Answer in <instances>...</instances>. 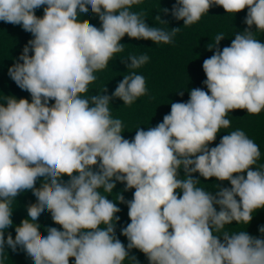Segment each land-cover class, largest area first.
Instances as JSON below:
<instances>
[{
	"label": "clouds",
	"instance_id": "obj_1",
	"mask_svg": "<svg viewBox=\"0 0 264 264\" xmlns=\"http://www.w3.org/2000/svg\"><path fill=\"white\" fill-rule=\"evenodd\" d=\"M142 2L0 0V21L20 25L33 37L8 69L31 101L5 96L0 103V264L5 245L13 252L22 249L33 264H69L70 258L75 264H124L126 259L138 264L129 256L132 249L145 254L149 264H264V238L224 231L233 221L249 224L252 213L264 209V165L254 167L260 148L241 129L209 148L221 129L230 127L226 117L232 110L250 115L264 110V43L255 37L264 33V0H176L171 15L184 27L215 5L227 14L247 9V28L222 50L223 33L207 46L215 49L202 65L208 91L190 90L187 102L171 103L161 123L138 127L129 140L109 105L119 98L130 106L147 94L145 77L134 70L149 56L127 57L132 71L111 96L106 87L103 94L87 93L95 73L124 51L125 35L173 43L181 28L149 26L145 12L132 11ZM41 6L44 14L38 17ZM89 6L100 26L79 18ZM155 20L166 24L159 15ZM194 173L231 187L213 195L197 186ZM116 182L124 183L125 191L135 189L130 201L117 195L128 206L130 223L121 229L127 247L115 234L121 209L103 194H112ZM27 190L36 202L15 226V237L9 233L5 239L13 225V200ZM45 210L60 227L42 233L37 221ZM259 232L264 235V226Z\"/></svg>",
	"mask_w": 264,
	"mask_h": 264
},
{
	"label": "trees",
	"instance_id": "obj_2",
	"mask_svg": "<svg viewBox=\"0 0 264 264\" xmlns=\"http://www.w3.org/2000/svg\"><path fill=\"white\" fill-rule=\"evenodd\" d=\"M176 3V0H143L139 5H134L132 11H143L147 14L146 23L149 26L160 27L170 31L172 28H181L174 37L171 44L156 45L151 40H136L131 39L125 35L120 41L124 46V51L115 54L113 60L109 62V66L95 73L97 79L94 83L89 85L88 96L103 94L105 87L107 92L105 94L111 96L115 91L118 83L122 81L123 75H127V64L130 60L127 57L131 55L147 54L149 61L141 68L135 69L137 74L145 77L147 94L138 98L132 105H124L119 98H113L110 101V111L114 119H120L124 125L123 137L132 140L135 136L138 127L147 130L149 127H155L163 121V117L170 113L171 103L173 102H187L189 100V92L192 89L200 88L208 91L206 85L203 83L206 80V75L203 71L202 65L206 58L213 55V51H209L207 46L215 42V36L223 33L225 38L220 42L219 48L222 50L225 46H230L236 33L243 32L247 25L244 23L247 9L236 13L227 14L220 6H212L209 12L204 14L202 18L191 26L184 27L182 20H176L171 15V9ZM44 6L35 10L38 17H42ZM168 9V13L162 11ZM160 16L161 20L166 24H161L155 20L156 16ZM81 20H90L94 25L100 26L101 21L99 17L92 13L89 6V12L80 14ZM251 31L255 32V26ZM255 37L264 43V33L257 32ZM32 35L25 32L20 25H13L0 21V103H5V96H14L17 99L26 98L31 101V95L27 91L21 90L15 82L9 77L8 69L15 62L18 61L24 46L32 39ZM32 54L31 52L29 53ZM124 60L125 62H122ZM22 63V61H20ZM183 92V96L179 92ZM210 94V93H209ZM50 104L54 101H50ZM231 124L227 129H221L217 134L216 140L209 145V148L215 147L219 144L224 135L241 129L245 134L252 139L260 148L261 156L254 167L264 165V110L258 115H250L247 110H232L229 116ZM93 170H97L94 168ZM246 175V173H245ZM179 176L183 178L185 173L183 169L179 170ZM193 178L200 181L198 187L205 188L213 195L221 187H231L228 181H218L215 177L205 180L199 176V173H194ZM43 178L38 179L36 187L41 186ZM66 182L69 178L62 177ZM125 184L116 182V187L112 194L108 195V199L117 204L121 209L116 215L119 216V221L116 223L115 234L117 238L127 247L128 240L121 235V229L130 223L128 216L127 203H120L117 201L118 194H122L125 201L133 199L135 189L125 191ZM102 191V190H101ZM178 191V195L182 192ZM36 197L31 190L20 193L15 200H13L12 220L13 225L5 230V239L9 233L15 237V226L27 218L28 205L36 202ZM237 199H239L237 197ZM219 211V206H215ZM253 218L249 224L243 222H232L231 225H226L224 231L230 233H237L240 231H247L251 236L257 238H264L259 232V228L264 226V209L254 211ZM37 223L40 224L42 233L46 232L48 227H60L55 225L51 214L45 210L39 217ZM3 264H33L32 259L27 254L17 248L13 252L11 248L5 245ZM129 256H135L138 264H149L145 254L138 249H132ZM69 264H75L74 258H70ZM124 264H131L127 259Z\"/></svg>",
	"mask_w": 264,
	"mask_h": 264
}]
</instances>
